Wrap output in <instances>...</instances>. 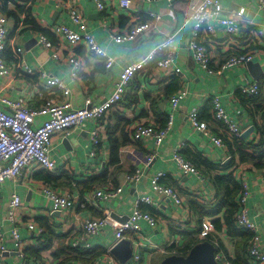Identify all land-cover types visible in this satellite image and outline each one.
Returning <instances> with one entry per match:
<instances>
[{
  "label": "crops",
  "instance_id": "crops-1",
  "mask_svg": "<svg viewBox=\"0 0 264 264\" xmlns=\"http://www.w3.org/2000/svg\"><path fill=\"white\" fill-rule=\"evenodd\" d=\"M33 1L32 14L35 21L47 36L51 35L54 43L60 44L63 52L61 59L55 60L51 51L43 50L37 43L26 48V43L37 39L40 33L31 31L28 35L20 34L23 29L20 25V31L16 30L19 34H14L16 22L7 18L9 40L24 49V52L19 54L9 47L10 49L6 50L8 52L2 54L9 72L0 79V109L7 113L12 111L2 101L6 95L14 101L23 100L34 108L42 107L47 101L69 103L73 109L82 108L89 100L93 105H100L115 91L124 66L141 61L162 45L170 35H175L177 39L173 67L180 68L181 74L174 77L163 73L159 75L153 73L151 70L154 67L149 65L148 70L136 75L121 102L111 109L103 122L93 120L66 137H55L50 155L59 167L57 174H54V179L58 181L50 186L69 199L71 206L68 212L51 213L53 203L40 190L42 186H49L44 179L39 178L40 173L46 172L40 168H32L33 175L30 176L34 183L26 186L8 180L0 188V236L5 247L12 251L0 257V264H61L79 258L80 251L85 254L83 260L88 264L86 260L101 250H105L107 254L90 264H122L110 253V249L117 243L113 228L105 227L97 235L83 239L84 224L89 218L106 214L129 218L135 210V202L144 196L150 197L154 203L141 204L140 209L143 212L150 211L151 214L153 211L155 214L152 215L157 217L158 224L152 228L146 221H141L140 233L126 232L125 239L130 241L134 249L131 264H161L166 256L172 254L169 249L165 250L171 238L182 232L198 229L190 202L209 208L212 202L216 201L211 174L201 169H198L199 175L184 174L174 160V154L180 152L183 155L184 152L190 156L200 155L216 165L223 166L227 165L225 163L228 159L232 160L228 148L217 147L211 138L194 131L188 121L190 110L197 107L201 119L210 127L212 137H218L225 143V139L230 138L223 132L221 124L214 120L211 104V98L219 96L229 117L241 131L253 128L244 141H259V127H264V34L262 37L256 34L258 29L264 28V9L259 5L260 0H219L225 15L241 21L240 29L232 38L235 42L226 41L215 22L210 23L212 32L203 27L198 36L213 56L214 68H218L231 56L250 54L251 61L260 64L263 70V75L258 81L252 78L245 66L235 67L221 74H211L193 60L189 44L194 35V22L188 20L186 14L202 0H182L173 8H169L166 1L148 4L146 0H131L130 11L123 9L119 0H107L103 11L97 9L95 0H75L80 3L86 23L97 43L116 61L110 70L106 68L104 60L91 55L83 46L69 49L60 36L52 35L49 27L53 25H67L75 29L66 12L53 8V1L56 0ZM19 2L20 0H0V9H15ZM241 9L246 11L243 17L239 14ZM151 13L161 14L162 21L148 30L143 37L121 43L112 39V35L128 32L136 24L151 23ZM72 50L82 61V67L78 70H75L67 58L72 54ZM167 55L168 52L162 49L156 54V60H162ZM26 65L35 73H25ZM35 76H38V80ZM48 76H55L64 81L69 92L63 93L51 86ZM254 82L260 83V93L257 96H250L239 90ZM182 90H187L189 94L173 111V126L163 142L159 146H153L145 140L135 141V125L146 123L156 129L162 127L163 120L169 119L171 113L169 99ZM44 119L45 117H40V121ZM98 127L102 137L100 136V143L95 147L92 133ZM110 133H113L112 139L120 143L123 142V133H128L132 141L131 144L120 148V163L114 167L111 166L110 159L113 147ZM150 155L154 156L153 162L148 167H143L141 160ZM115 168L118 170L115 171ZM136 170L140 171L141 176L138 181L128 186L127 176ZM232 170L235 175H242L249 185L246 208L250 220L259 229L257 234L261 249L264 250V169L239 165L237 160ZM107 171L110 179L112 175L115 176L117 187L104 184L85 189V182L91 177L102 176ZM159 172L166 173L161 182L179 193L181 204L176 205L174 201H169L153 191L151 178ZM219 172L214 171L212 175H219ZM167 182L169 184H166ZM59 184L61 186H58ZM120 187H123V192L116 201L99 200L96 205L82 208V203L91 193ZM13 194H18L23 201L19 227L23 243L20 247L16 246L11 237L12 225L8 215V199ZM31 222L42 229L40 236L35 235L29 228ZM220 238L233 257V244L224 236ZM76 241L80 244L74 249L72 243ZM34 252L37 255H34ZM136 253L139 254L137 257Z\"/></svg>",
  "mask_w": 264,
  "mask_h": 264
},
{
  "label": "built area",
  "instance_id": "built-area-1",
  "mask_svg": "<svg viewBox=\"0 0 264 264\" xmlns=\"http://www.w3.org/2000/svg\"><path fill=\"white\" fill-rule=\"evenodd\" d=\"M107 0H95L97 9L103 11L106 8ZM158 1H166L169 8H173L175 4L182 0H146L148 4ZM81 2V1H80ZM123 9L130 11L132 9L131 0H119ZM259 5L264 9V0L259 1ZM53 8L57 11L66 12L75 29L67 25H53L49 27L52 35L60 36L61 39L67 43L69 49L78 45L83 46L88 53L105 61L107 69H112L115 66V59H113L107 51L101 47L91 33L85 17L83 15L80 3L75 0H56L53 1ZM240 16H245V9L239 11ZM153 17L151 23L136 24L128 32L117 33L112 35L115 42L121 43L125 41H135L139 37H143L148 30L161 22V14H150ZM187 18L194 22V35L190 40L189 50L192 53L193 60L204 70L209 73L221 74L225 71L231 70L235 67H243L252 60L250 54H243L231 56L225 60L218 68L212 66L213 56L208 51L204 42L199 40V32L203 27H206L212 32L211 22H215L221 29L223 38L226 41H233L232 38L241 27V21L238 18H233L225 15L223 5L219 0H202L196 7H194L187 14ZM256 34L260 37L264 34V28L258 29ZM222 38V36H221ZM220 38V39H221ZM37 45L46 51L52 52V58L55 60L61 59L62 48L59 43H54L46 34H40L37 39ZM250 41V40H247ZM235 42V41H233ZM13 48L17 53L22 54L24 49L9 40V30L7 27V17L0 9V79L4 78L9 72V67L2 58V54L9 48ZM165 49L168 55L162 60L154 64L151 70L153 73L161 75L166 74L168 77H174L181 74L180 68H174V54L177 49V39L175 35L167 37L166 41L156 47V49L149 55L142 58L141 61L127 64L124 66L121 80L116 85L115 91L100 105H93L89 100L86 105L79 109L70 108L69 103H60L54 101H47L43 108H34L25 103L23 100L14 101L8 95L2 98L3 103L11 109V113H7L0 109V188L3 187L8 180L15 181L28 186L34 183L31 174L32 168H40L50 174H57L58 165L51 157L50 153L54 146V139L59 135L66 137L68 134L79 131L86 123L97 120L103 122L109 115L111 109L118 105L127 88L136 77V75L148 70L149 65L156 62V54L158 51ZM72 54L67 58L73 64L75 70L82 67V61L79 56L71 51ZM25 73L34 74L35 72L29 67L25 66ZM44 76V75H43ZM50 77L51 86L58 88L63 93L69 92L64 81L55 77ZM239 90L250 96H257L260 93V83L254 82L247 84ZM187 90H182L169 100L171 113L169 115L168 124L165 128L159 130L154 126H149L146 123H139L135 125L133 138L135 141L145 140L153 146H159L171 131L173 126V111L177 109L179 104L188 96ZM212 111L214 120L219 122L222 126L223 132L230 139L241 138L243 131L234 123L229 117L225 107L222 105L221 98L214 96L211 98ZM40 117H45L40 121ZM200 110L194 107L188 113V121L195 132H199L207 138H211L212 142L217 147H224L225 144L217 137H212L210 127L200 121ZM100 127L95 129L92 133V141L94 146L100 143ZM226 147V146H225ZM154 160V156L150 155L141 160L143 167H148ZM174 160L179 165L184 174L199 175L198 168L187 161L180 152L174 154ZM230 160V159H228ZM140 171L136 170L133 174L127 176L128 186L138 181ZM237 179L242 180L243 196L241 202L243 204V211L238 217L237 223L255 233V237L250 244V257L253 264H264V250L261 249V243L258 238V227L250 220L248 210L246 208V201L249 196V185L242 175H235ZM166 177L165 172H159L151 178V186L153 191L160 194L169 201H174L176 205L182 203L179 193L172 187L161 185V181ZM44 196L53 203L51 213L63 214L68 212L71 206L69 199L59 193L51 186H42L40 188ZM123 192V187L109 190V191H95L91 193L82 203V208L88 205H96L99 200L114 202L118 196ZM22 198L18 194H13L8 199L9 204V221L11 222V237L13 238L17 247L23 243L19 227L22 220ZM154 201L144 196L135 202V210L133 215L125 223L115 220L112 215L106 214L102 217L89 218L84 224V232L86 236L97 235L105 227H112L115 231L116 242H120L126 238V232L132 231L134 233L141 232V221H146L152 228L157 226V217L151 213L143 212L140 209L141 204H151ZM29 228L33 230L34 234L40 236L43 232L34 222L29 224ZM203 233L199 235V240L205 242L207 235L213 232V226L210 224V219H207L203 224ZM183 232L171 238L165 250H168L172 245H177L182 241ZM80 242L72 243L73 248L79 247ZM215 247V245H213ZM157 250L159 247L155 246ZM216 248V247H215ZM12 251L7 249L0 236V257L5 254H10ZM165 252V251H164ZM139 254L136 253L135 257ZM215 260L218 264H230V262L222 255L215 254ZM80 264V263H73Z\"/></svg>",
  "mask_w": 264,
  "mask_h": 264
},
{
  "label": "trees",
  "instance_id": "trees-1",
  "mask_svg": "<svg viewBox=\"0 0 264 264\" xmlns=\"http://www.w3.org/2000/svg\"><path fill=\"white\" fill-rule=\"evenodd\" d=\"M33 0H20L18 5L15 6V9L4 8L3 13L7 18L13 19L16 22V28L13 33H16V30L20 31V25L23 26V29L20 31V34L28 35L29 32H37L40 34H45L46 32L38 26L37 22L33 17ZM49 33V32H48ZM16 34H19L16 33ZM47 35V34H46ZM50 39H52L51 35L48 34ZM54 38V36H53ZM55 40V38L53 39ZM10 49V48H9ZM10 51V50H9ZM8 52V51H6ZM5 52V53H6ZM153 63L151 66H154ZM103 67L105 65H102ZM38 80V76H35ZM170 100V99H169ZM47 103V102H46ZM44 103L42 107H45ZM168 118L164 119V123L159 130L165 128L168 124ZM200 121L203 122V119L200 117ZM260 138L256 143L255 140L253 142H246L241 138L226 140L225 143L223 140H220L225 144L226 148H228L230 157L232 160L229 164L223 166L221 164L216 165V163H212L209 160L204 159L200 155H181L189 162L193 163L199 170H204L208 174L212 176V186L214 187V191L216 193V201L212 202V206L209 208H204L199 206V204L191 201L190 209L197 220L198 229L193 232L185 231L183 232L182 241L177 245H172L169 250L172 254L170 255H179L185 256L188 255L189 252L198 244L202 243L199 240V235L203 233V224L205 219H211L210 224L213 226V232L207 235V239L205 242L211 243L216 247L215 254H222L231 264H253L251 262V257L249 253L250 244L253 238L255 237V233L251 230L239 225L237 223L238 217L243 211V204L241 202L242 194H243V184L241 183V179H237L232 170L234 166L237 164V160L239 161V165L243 166H252L254 169H264V127H259ZM123 142L115 141L112 139L113 133H110L111 142L113 147L110 152L111 166H117L120 163V148L124 145H129L132 143L128 133H123ZM218 138V137H217ZM110 143V138H109ZM100 146V145H99ZM118 169L115 168V171ZM200 170V171H201ZM216 171L219 175H212V172ZM44 172V171H43ZM107 171L106 174L102 176H93L89 181L85 182V189L94 188L97 186H105L111 184L117 187V183L115 182V176H110ZM54 174H50L47 172L40 173L39 178L44 179L46 184L49 186L55 183ZM166 184H169L168 182ZM161 185L162 182H161ZM58 186H61L59 184ZM165 186V185H163ZM146 212V211H145ZM147 213H150V211ZM152 214L153 213L152 211ZM220 236H224L225 239L230 241L234 246V256L231 257L229 250L226 248ZM78 252V251H77ZM34 255H37L35 252ZM107 252L105 250H101L98 254L94 253L89 259L86 261L88 264L90 262L98 261L103 256H105ZM80 257L73 259L71 261H65L61 264H73L78 261L82 264H86L83 260L85 254L80 251ZM96 255V256H95ZM100 256L98 259L96 257ZM167 257V256H166ZM77 260V261H76Z\"/></svg>",
  "mask_w": 264,
  "mask_h": 264
},
{
  "label": "water",
  "instance_id": "water-1",
  "mask_svg": "<svg viewBox=\"0 0 264 264\" xmlns=\"http://www.w3.org/2000/svg\"><path fill=\"white\" fill-rule=\"evenodd\" d=\"M36 39H32L28 41L25 47L33 46L36 44ZM47 55V54H46ZM245 67L248 72L252 76V78L256 81L260 79L263 75V70L260 64L254 63L252 61L248 62ZM253 128L247 129L242 133L241 139L246 140ZM231 161H226L225 164H228ZM112 217L115 220L120 221L121 223H125L129 220V218H120L119 215L114 214ZM110 253L114 255L122 264H131L133 261L134 249L131 246L130 241L124 239L118 243H116L111 249ZM216 248L213 244L208 242H202L195 246L188 255L179 256V255H170L164 258L161 264H218L215 260Z\"/></svg>",
  "mask_w": 264,
  "mask_h": 264
}]
</instances>
